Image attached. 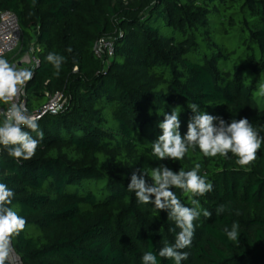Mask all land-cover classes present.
<instances>
[{
    "label": "trees",
    "instance_id": "obj_1",
    "mask_svg": "<svg viewBox=\"0 0 264 264\" xmlns=\"http://www.w3.org/2000/svg\"><path fill=\"white\" fill-rule=\"evenodd\" d=\"M3 10L16 14L22 32L16 56L38 48L29 111L44 92L67 98L36 120L44 139L30 160L1 146L0 182L27 221L12 241L20 264H142L149 251L158 264H174L158 252L179 229L127 184L137 168L151 183L160 164L189 171L197 163L213 190L194 198L212 216L194 222L181 264H264V144L247 168L231 153L205 157L198 146L180 161L152 153L164 114L179 106L183 135L193 102L228 123L247 118L264 136V0H0ZM100 39L112 41L111 57L94 53ZM49 52L66 58L59 76ZM220 204L227 210L216 215ZM234 222L237 241L224 232Z\"/></svg>",
    "mask_w": 264,
    "mask_h": 264
},
{
    "label": "clouds",
    "instance_id": "obj_2",
    "mask_svg": "<svg viewBox=\"0 0 264 264\" xmlns=\"http://www.w3.org/2000/svg\"><path fill=\"white\" fill-rule=\"evenodd\" d=\"M67 51L71 52L72 49ZM46 59L54 67L55 75L59 76L66 58L49 52ZM32 76V70L18 68L0 55V103L7 105L6 110H0V146L7 150L9 156L18 160H30L35 155L40 141L44 139L36 117L30 114L26 104L18 99ZM259 90L264 94V83L259 85ZM188 107L193 115L189 118L187 131L183 135L180 131L179 106L173 108L170 114H164L163 121L158 125L162 134L152 143V153L158 160H183L189 149L197 146L205 157L228 158L231 153L236 157V164L242 168H247L257 159V153L264 144V136L259 134L247 118L233 119L228 123L221 116L201 111L197 103L193 102ZM217 121L218 123H215ZM33 132L38 139L33 138ZM199 169L198 163L189 171L183 168L173 171L160 164L151 170L152 182L149 183L147 173H142L137 168L132 172L127 184V189L135 193L139 203H151L159 212L165 211L167 218L174 221L176 229H179L175 242L169 244L165 240L158 252L159 257L172 260L174 264H181L188 259L189 253L183 249L192 245L194 222L201 214L206 218L212 216V212L201 210L199 200L194 198L213 190V184L205 176L199 175ZM173 188L181 189L188 196L192 206H185ZM14 195V191L9 189L7 184L0 182V264H6L12 251L13 238L19 236L27 224L26 219L10 207ZM226 210V205L220 204L215 212L216 215H221ZM238 228L239 225L235 222L231 225V230L224 228L229 240H238ZM142 264H158L157 254L145 252Z\"/></svg>",
    "mask_w": 264,
    "mask_h": 264
},
{
    "label": "built area",
    "instance_id": "obj_3",
    "mask_svg": "<svg viewBox=\"0 0 264 264\" xmlns=\"http://www.w3.org/2000/svg\"><path fill=\"white\" fill-rule=\"evenodd\" d=\"M21 41L22 32L19 27L16 14L10 10L0 11V55L5 56L11 53L15 48H17L18 45H20ZM37 49L38 48L36 46L31 45L26 54L11 64L16 65L18 68H28L34 73V69L40 65L39 58L34 54L35 50ZM93 51L98 56L106 54L107 57H111L113 55V43L109 39H100L95 42ZM26 86L24 87L23 92L18 99L19 101L24 102L28 108ZM44 95L46 97V102L41 107L29 111L30 114L36 117V120L45 114L58 113L60 110H62L67 101L66 96L62 92H44ZM6 108L7 105H0V110H6Z\"/></svg>",
    "mask_w": 264,
    "mask_h": 264
},
{
    "label": "rangeland",
    "instance_id": "obj_4",
    "mask_svg": "<svg viewBox=\"0 0 264 264\" xmlns=\"http://www.w3.org/2000/svg\"><path fill=\"white\" fill-rule=\"evenodd\" d=\"M24 48V44H23V41H21L20 45L17 46V48H15L11 53L3 56V58L7 59L10 63H14L16 62L19 58H21L24 54H26L28 52L27 51H24L23 53H21V55H19L18 57L16 56V54L22 50ZM29 102H34L33 104H35V106L37 107H40L45 101L44 98H40V100H36V99H30ZM36 107V108H37ZM29 108V106H28ZM31 111L33 109H30ZM8 260L11 264H19V259L17 256H15L12 252L10 253L9 257H8Z\"/></svg>",
    "mask_w": 264,
    "mask_h": 264
},
{
    "label": "bare ground",
    "instance_id": "obj_5",
    "mask_svg": "<svg viewBox=\"0 0 264 264\" xmlns=\"http://www.w3.org/2000/svg\"><path fill=\"white\" fill-rule=\"evenodd\" d=\"M12 252V251H11ZM13 253V252H12Z\"/></svg>",
    "mask_w": 264,
    "mask_h": 264
}]
</instances>
